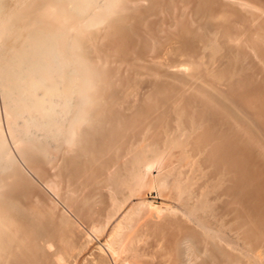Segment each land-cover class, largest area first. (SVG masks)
Instances as JSON below:
<instances>
[{
    "label": "bare ground",
    "instance_id": "6f19581e",
    "mask_svg": "<svg viewBox=\"0 0 264 264\" xmlns=\"http://www.w3.org/2000/svg\"><path fill=\"white\" fill-rule=\"evenodd\" d=\"M8 69L5 85L1 73ZM131 84L142 86L144 95L131 103L124 98L126 104H117L124 106L121 111L115 107L117 97L122 99L117 88L128 91ZM0 85L2 99L15 101L4 108L9 125L26 114V129L59 121L65 126L54 132L56 148L81 150L59 158L70 179L91 171L93 161L114 147L119 158L132 154L131 164L142 163L133 192L157 185L154 193H137L138 201L123 203L104 220L101 208L84 207L86 215H80L88 218L82 219L85 226L95 227L92 238L47 207L49 201L26 184L22 171L7 167L21 196L6 198L8 183L0 181V264H264V0H0ZM56 96L63 105L58 111ZM169 149L178 151L189 174L196 168L190 184L174 182L175 192L184 191L192 202L202 196L205 221L233 232L253 260L233 252L228 237L216 242L176 213V194L162 193L163 171L151 174L154 167L164 170L168 157L164 162L162 155ZM149 152L153 157L147 158ZM84 153L87 168L79 158ZM108 159H102L104 169ZM115 178L119 185L125 179L119 170ZM120 198L127 202L132 196ZM133 212L135 223L128 219ZM126 218L133 224L127 232L121 224ZM121 227L127 234H120L114 248Z\"/></svg>",
    "mask_w": 264,
    "mask_h": 264
},
{
    "label": "rangeland",
    "instance_id": "374dc122",
    "mask_svg": "<svg viewBox=\"0 0 264 264\" xmlns=\"http://www.w3.org/2000/svg\"><path fill=\"white\" fill-rule=\"evenodd\" d=\"M10 70L8 69V70H6L3 74L1 73V75H3V79L5 80V85L8 83V85H10L9 83L10 82H8L9 80H10ZM132 86L130 87V88H128V91H129V93H128V91H125L126 89H122V88H117V90H118V95H121V98L122 99H120V96H118L117 97V103H115L116 105H115V107L117 106V104L118 105H120V103H121V105H123V104H126L125 103V101H127V103H131V102H133V101H135L136 100V98H137V100H139L138 99V96H139V98H141V96H142V94L144 95V91L141 89V87H139V89H138V85H135L134 84V87H133V84H131ZM133 87V88H132ZM137 89H136V88ZM1 89H2V86L0 85V133H2V135H3V139H4V144H5V147L4 148H1L0 147V156L2 157V158H4L3 160H4V164H2V163H0V181L1 180H3V181H6L7 183H8V188H6V191L4 192V190L3 189H0V197H1V195H4V196H6V198H7V196H11V201L13 202V200H12V198H14L15 197V195H17V197H19V196H21V194H20V192H19V190L17 189V185L15 184V182L17 181V179H16V177H13V176H11V174H12V170H11V168L13 167V168H17V170H16V172L18 173V174H21V171H22V174H23V179H24V176H25V181L27 182L26 184L28 185V186H30V188H34L35 190H36V192L38 193V194H40V195H42V196H44V198H46L49 202L47 203V207H50V209H52V211L58 216L59 214L61 215L62 214V216L65 218V220H69V219H73V221H75V223L81 228V230H83L84 232H86L90 237H92V238H94V237H96V233H95V227H90V226H85L84 224H83V221L84 222H86V221H88V218H85L86 216H81L80 215V213H84L85 215H86V212H100V210L102 209V210H104V211H102V212H100V216H101V213H102V220H104L105 219V217H107L110 213L112 214L113 212H112V210L113 211H115L119 206H122V204L124 203V207H127V206H131V204H132V202L134 203V202H136V201H138L137 199H138V197L136 196L137 195V191L136 192H133L132 190H134V189H136L137 188V186L135 185V184H137L138 183V180H136V175H138V177H141L140 175H141V173H140V171L139 170H141L142 171V163H135V164H131V162H130V160L129 159H131V157H133L134 155H132L131 154V156L130 155H126L125 157L123 156V157H120L119 158V154H117L118 152L116 151V149L114 148V147H110L109 148V152H108V157H107V155H105V156H101V157H97L96 159H95V161H93V164L91 165L90 164V162H88V164L89 165H91L92 167H93V169H91V171L90 170H87V169H85V170H83L81 173H75L74 175L75 176H73V174H72V177H71V179L68 177V172H66L64 169H63V166H61V165H63L62 163H60L61 161L59 160V158H62V156L64 157V158H67L68 156L70 157V158H73V156L75 155L74 154V151L75 150H77L76 148H77V145H73V146H71V147H69V146H62V148H56V146H58L59 145V143L60 142H58L57 140H56V137H55V135H56V133H54V132H56L55 130H59L60 129V127H63V129H64V127L65 126H63L61 123H60V121L59 122H57L58 124L57 125H55V124H52V126L50 127V128H48V127H45L44 125L42 126V127H40V129L39 130H37V129H35L34 128V126H32V127H28L27 129L26 128H23L25 125L23 124L25 121L24 120H26V119H28V118H26L25 117V115L26 114H23V115H21V114H19L17 117H15L12 121H10V120H8V121H10V125L8 124V123H6V120H5V109L4 108H8L9 106H12V105H14V102L15 101H13V100H9V99H2V93H1ZM136 91V92H134V90ZM131 90H132V93H134V94H131ZM140 90V91H139ZM137 91H138V93L140 94V95H137L138 93H137ZM124 92L126 93V94H124ZM109 94V93H108ZM107 94V95H108ZM124 94V95H123ZM128 94H130L129 96H127ZM107 95H105V97L106 98H108L109 97V95L107 96ZM126 96L127 97H129V98H127V100H126ZM134 96V97H133ZM124 98H125V101H123L124 100ZM131 98H135V99H131ZM59 99V97L58 96H56V103H57V100ZM128 99H131V100H129V102H128ZM133 100V101H132ZM73 101L75 102V96H74V98H73ZM72 101V102H73ZM119 101V102H118ZM123 101V102H122ZM5 103V104H4ZM123 103V104H122ZM57 106V111L58 110H60V108L61 107H63V105H61L60 103H59V101H58V103L56 104ZM128 105V104H127ZM1 107H2V109H1ZM118 107H120V110L122 111V107H123V110H125L124 109V106H117L116 108H118ZM3 115V116H2ZM30 116V115H29ZM32 116V115H31ZM30 116V117H31ZM69 116V118H66L65 119V121H64V124H68V121H70V115H68ZM8 117H10V116H8ZM10 119V118H9ZM3 120V121H2ZM60 120V119H59ZM4 122V123H3ZM4 127V128H3ZM49 130H51V131H49ZM5 133H7V134H5ZM8 137V138H7ZM19 139V140H18ZM97 141L99 140L98 138L96 139ZM10 143H9V142ZM13 141H16V143H14ZM99 143H100V141H99ZM83 145V144H82ZM11 147V148H10ZM74 147H76V148H74ZM13 148V149H12ZM55 148V149H54ZM72 148V149H71ZM74 149V150H73ZM113 149V150H112ZM111 150V151H110ZM78 152H79V154H81V150H77ZM76 151V152H77ZM112 151H113V153H112ZM171 152V153H169V152ZM22 152H24V153H26L27 155H23L22 154ZM173 152H174V155H173ZM65 153V154H64ZM69 153H70V155H69ZM167 153H169L168 155H165V154H167ZM177 153H178V151H177ZM177 153H176V151L175 150H173L172 151V149H169V150H167V151H164V153H163V161H164V158L167 156L168 158L167 159H169V160H167L166 158H165V160H166V164L167 165H170L169 167H167V165L165 164L164 165V170H161V171H157V167H154L153 168V170H152V175H156V174H159V172H161L162 173V171H163V174H165V175H163L162 174V176H160L159 178H161L163 181H164V183H165V191H164V189L162 190V193L163 194H168L167 192H169L170 194H176V196H177V198L180 200V198H181V200H180V202H182V200H183V202L181 203L182 205L183 204H185V206H179L178 204H180V203H178L179 202V200L176 198V201L174 202V201H172V204L174 205V207H177V209H180V210H176V213L179 215V216H181V218H182V220L184 219V221L187 223H190L191 224V226L190 227H195V228H197V229H199L200 230V232H202L204 235H206L207 234V236H209L210 235V237H212L213 239L214 238H216V239H214L215 241L217 240V241H221L223 238H227L228 239V242L230 243L229 244V246H230V248L233 250V252H236V254H239L240 256L242 255L243 256V258H247L246 260H248L249 258L251 259V260H253V255L249 252V251H246L247 250V248H245V247H243L242 246V244L239 242V241H237V239L235 240V238H236V235L233 233V232H227V231H223L221 228H219L217 225L215 226V225H213V223H212V225H211V223H207V221H205L206 220V217L208 216V212H207V215L205 214L206 212L204 211L205 210V208H204V204L202 205V203H203V201L202 200H204V198L202 197V196H200V198H198V199H196V198H194L195 200H194V202H192V200L193 199H191V201L189 200V198H188V194L187 193H185L184 191H180V193L178 192H175L176 191V186L174 185V182H175V184H176V182L178 181V182H181V181H184L186 184H190L192 181V177H193V175L196 173V168H194V166H192L193 168H191L193 171H194V174L192 173V174H189V167L188 166H184V164H183V158L181 157V158H178L176 155H177ZM117 154V155H116ZM67 157H66V156ZM173 155V156H172ZM14 157V161H9V159H10V157ZM82 156V157H81ZM111 158H110V157ZM149 156L150 157H153L152 156V154L149 152L148 154H147V158H149ZM113 157V158H112ZM173 157V158H172ZM69 158V159H70ZM79 158H80V161L82 160V163L85 165V168H87L88 167V164H86L85 162H86V160H87V158H86V155H85V153L84 154H82V155H79ZM109 158V159H108ZM175 158V159H174ZM77 159V158H76ZM102 159H103V161H104V159H108V161H107V163H105L103 166H105V169L102 167ZM170 159L172 160V161H170ZM77 161V160H76ZM162 161V160H161ZM169 161V162H168ZM173 161H175V162H173ZM165 162V161H164ZM173 162V163H172ZM61 165H60V164ZM120 163V164H119ZM169 163H171V164H169ZM57 164H59L58 166H57ZM137 164V165H136ZM174 164V165H173ZM178 164V165H177ZM171 165H173V166H171ZM11 167V168H9V169H7V167ZM59 166H61L62 168H59ZM87 166V167H86ZM55 167V168H54ZM57 167H58V169H57ZM108 168V170H107V168ZM140 167V169H138ZM137 168V169H136ZM166 168H168L166 171H165V169ZM170 168V169H169ZM54 169V170H53ZM104 169V170H103ZM172 169V170H171ZM175 169V170H174ZM181 169V170H180ZM182 169H185L187 172H186V174L188 173V175H186V174H184L183 172H185V170L183 171ZM188 169V170H187ZM119 170V172L121 173V176H123L125 179H124V181H123V183L121 184V185H119V183H118V181L116 180V178H115V173L117 172ZM178 170V171H177ZM57 171H60L59 172V175L61 174H64L65 172V177H64V175L62 176V178L60 177V176H58V177H54L53 176V174L54 173H56ZM64 173H63V172ZM102 171V172H101ZM168 171H170V172H168ZM178 172L177 173V177H176V172ZM182 173H181V172ZM62 172V173H61ZM164 172H166V173H164ZM168 172V173H167ZM106 173H109V174H106ZM179 173H181V174H179ZM167 174V175H166ZM83 175V176H82ZM170 175V176H169ZM181 175H182V177H183V175H184V177L182 178L181 177ZM168 176V177H167ZM171 176L173 177V179L174 178H176V179H174V180H172V178H171ZM67 177L70 179H67ZM80 177V178H79ZM101 177V178H100ZM107 177H111V178H113V180L112 181H110V180H108L107 179ZM169 177L171 178L170 180H169ZM179 177V178H178ZM180 177H181V179H180ZM7 178V179H6ZM76 178V179H75ZM89 178L91 179V180H93V181H91V182H89ZM159 178L158 179H155V182H157L158 180H159ZM168 178V179H167ZM186 178V179H185ZM59 179H61V180H59ZM75 179V180H74ZM126 180V181H125ZM168 180V181H167ZM186 180V181H185ZM68 181H71V183L72 184H74V187H78V186H76V185H79V187H78V189H76V188H74L73 186H72V184L69 182V184H68ZM75 181H77V182H75ZM131 181H132V183H131ZM137 181V182H136ZM190 181V182H189ZM194 181V180H193ZM88 182V184H90L91 183V186H89V187H91L92 189H89L88 188V184H86ZM169 182H171L170 184H169ZM128 185V187H129V189H128V187H127V185ZM130 183H131V185H130ZM126 185V186H124V185ZM72 187H71V186ZM112 185V186H111ZM115 185V186H114ZM170 185V186H169ZM45 186V187H44ZM97 188H95V187ZM119 186V187H118ZM133 188H132V187ZM156 184H153V188H150L149 189V191H148V189L147 190H142V191H139V195L140 194H142V192H144V193H154L155 192V189H156ZM70 189H69V188ZM82 187V188H81ZM122 187V188H121ZM131 187V188H130ZM169 187V188H168ZM45 188V189H44ZM87 188V189H86ZM94 188V189H93ZM102 188H104V189H102ZM124 188V189H123ZM168 188V189H167ZM172 188V189H171ZM17 189V190H16ZM67 189V190H66ZM74 189H76L75 191H74ZM84 189V190H83ZM103 191H105L106 189L109 191V192H107V194L108 195H105V193L103 194L102 193V190ZM132 189V190H131ZM47 190V191H46ZM49 190V191H48ZM66 190V191H65ZM83 191V192H79V191ZM88 190H89V195L87 194V192H88ZM106 190V191H107ZM130 190V191H129ZM169 190V191H168ZM170 190H172L171 192H170ZM61 191V192H60ZM74 191V192H73ZM95 191V192H94ZM98 191H99V193H98ZM125 191H127V192H125ZM175 193H174V192ZM2 192H4V194H2ZM51 192V193H50ZM64 192V195L62 194ZM66 192H67V194H66ZM73 192V193H72ZM75 192H76V194H75ZM77 192L78 193H80V195L78 194V196L79 197H81L80 199H79V197L77 196ZM101 192V193H100ZM113 192V193H112ZM129 192V193H128ZM114 193H115V195H114ZM122 193H124V194H122ZM132 193H135V194H133L132 195ZM143 193V194H144ZM62 196H61V195ZM69 194V195H68ZM86 194H87V196H86ZM94 194V195H93ZM131 195L132 196V198H131V200H128L127 201V199H126V201L127 202H122L121 201V198L120 197H122V196H124V195H126V197H128V195ZM178 194H179V196H178ZM94 197H93V196ZM107 196V198H106V200H105V198L104 199H102V197H104V196ZM136 196V197H133V196ZM102 196V197H101ZM181 196V197H180ZM87 197V198H86ZM97 197V198H96ZM119 198V199H118ZM143 198H147V199H149L148 198V195L145 197H143ZM45 199V200H46ZM73 199H76L75 200V204L76 205H74V204H71L70 202L71 201H74ZM85 199V200H84ZM96 201H94V200ZM97 199V200H96ZM100 199H101V202H100ZM108 199V200H107ZM6 200H9V198L8 199H6ZM113 200V201H112ZM133 200V201H132ZM178 200V201H177ZM10 201V200H9ZM55 201V202H54ZM77 201H80V203H78L80 206H78V204H77ZM105 201V202H104ZM112 202L111 204L110 203H108V202ZM116 201V202H115ZM119 201V202H118ZM197 201V202H196ZM90 204H89V203ZM91 202H93V203H91ZM102 202H104V204L102 203ZM113 202H115V203H113ZM121 202V203H120ZM188 202H190V203H188ZM73 203V202H72ZM84 205H83V204ZM107 203V205L108 204H110L109 206L111 207V209L109 210V208L107 209L106 207H105V204ZM118 203H120L119 205H118ZM127 203V204H126ZM192 203V204H191ZM86 204V205H85ZM97 204V205H96ZM101 204L102 205H104V207L106 208V209H103L104 207L103 206H101ZM117 204V205H116ZM180 204V205H181ZM197 205L198 207L196 208V207H193V206H191V205ZM68 205H69V207H70V209H69V207H68ZM83 205V206H82ZM94 205H96V207L94 206ZM99 205V207L97 208V206ZM113 205V206H112ZM188 205H189V208H188ZM66 206V207H65ZM77 206V207H76ZM91 206H92V208H93V210L91 209ZM94 206V207H93ZM101 206V207H100ZM122 206V207H123ZM68 207V208H67ZM72 207V208H71ZM80 207H83L82 209H80ZM87 208V210L89 209V210H91V211H87L85 208ZM183 207V208H182ZM191 207V208H190ZM74 208V209H73ZM78 208V209H77ZM101 208V209H100ZM121 208V207H120ZM120 208H119V211H118V215H119V218L121 217V215H122V211L120 210ZM185 208V209H184ZM83 209H85L86 210V212H85V210H84V212L83 211H81V210H83ZM96 209H98L99 211H96ZM122 209V208H121ZM201 209V210H200ZM72 210H74V211H76V215H77V217L79 216L80 218L78 219L76 216H75V213H74V211L72 212V213H70ZM184 210V211H183ZM189 210V211H188ZM193 210V211H192ZM195 211H197V212H199V213H197V212H195ZM201 211V212H200ZM203 211V212H202ZM207 211V210H206ZM103 212H104V215H103ZM189 212V213H188ZM66 213V214H65ZM74 213V215L73 216H71V214H73ZM79 213V214H78ZM182 213V214H181ZM190 213H192V214H190ZM196 213V214H195ZM201 213H203V215L205 214V216L203 217V215L201 214ZM65 214V215H64ZM67 215V216H66ZM83 215V214H82ZM132 215L133 216H131V215H129L130 217H128V219H130L131 217L136 221V220H138L136 217H138V215L135 213V212H133L132 213ZM136 217H135V216ZM197 215H202V217L201 216H199V220H198V216ZM100 216L98 217V218H100ZM104 216V217H103ZM210 216V215H209ZM76 218V219H75ZM87 219L86 221L85 220H82V219ZM130 219L131 220V222L133 223H135V221H133V219ZM127 218H126V220H123L122 219V227L124 228V230L127 232V230H130L129 228H128V225L130 224V225H133V224H131V222H130V220H128ZM204 219V220H203ZM78 220V221H77ZM205 222H203V221ZM80 221H82V223L80 222ZM120 221V220H119ZM124 221V222H123ZM127 221L129 222V223H127ZM199 221V223H200V225H198L199 223H197ZM202 221V222H201ZM86 223H88V222H86ZM85 223V224H86ZM126 225H125V224ZM187 223V224H188ZM82 224V225H81ZM202 224H206V225H202ZM83 225L85 226V227H83ZM198 225V226H197ZM202 225V226H201ZM208 225H211L210 227L208 226ZM188 226H189V224H188ZM200 226V227H199ZM205 228H204V227ZM212 226H214V228H216V230H214L213 229V227ZM89 227V228H88ZM119 228L117 231H115V235H114V240H112V242H111V245L114 247V248H117L118 247V245H117V243L119 244V239L122 237V236H124V235H122V233H125V232H123L124 230H123V228ZM127 227V228H126ZM202 228H203V230H202ZM208 228V229H207ZM85 229H87V230H85ZM100 229V228H99ZM93 230V231H92ZM97 231V230H96ZM206 231V232H205ZM223 231V232H222ZM91 233V235L89 234V233ZM217 232V233H216ZM218 233H220V235L222 236H220ZM108 232L106 233V235L103 237V241H106L107 240V236H108ZM120 234L122 235V236H120ZM125 234H127V233H125ZM216 234V235H215ZM234 234V235H233ZM220 237H219V236ZM227 235V236H226ZM217 236V237H216ZM91 238V239H92ZM146 238V239H145ZM221 238V239H220ZM144 240H146L147 241V237L146 236H142L141 238H140V243H144L145 241ZM144 241V242H143ZM216 241V242H217ZM233 242V243H232ZM236 244V245H235ZM243 251H246V253L244 252L243 253ZM241 256V257H242ZM249 259V260H250ZM83 264V263H82ZM87 264H89V262H87Z\"/></svg>",
    "mask_w": 264,
    "mask_h": 264
}]
</instances>
